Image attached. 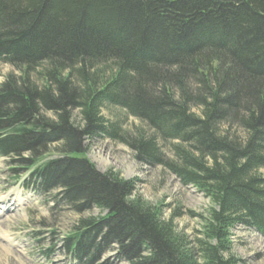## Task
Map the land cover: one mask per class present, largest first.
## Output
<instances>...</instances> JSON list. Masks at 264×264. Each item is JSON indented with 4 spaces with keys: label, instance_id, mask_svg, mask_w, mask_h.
<instances>
[{
    "label": "trees",
    "instance_id": "trees-1",
    "mask_svg": "<svg viewBox=\"0 0 264 264\" xmlns=\"http://www.w3.org/2000/svg\"><path fill=\"white\" fill-rule=\"evenodd\" d=\"M0 64L14 70L0 85V157L43 195L105 213L79 221L72 257L116 245L131 264H241L232 230L264 234V0H0ZM109 109L142 126L123 132ZM100 137L213 208L165 220L137 181L86 159ZM185 215L203 222L193 241L174 224Z\"/></svg>",
    "mask_w": 264,
    "mask_h": 264
},
{
    "label": "rangeland",
    "instance_id": "rangeland-1",
    "mask_svg": "<svg viewBox=\"0 0 264 264\" xmlns=\"http://www.w3.org/2000/svg\"><path fill=\"white\" fill-rule=\"evenodd\" d=\"M9 65L0 64V85L12 73ZM103 116L115 122L123 132L133 133L142 125L122 109L104 110ZM86 159L102 174L114 171L125 180L137 181V195L152 206H163V218L174 211L206 215L212 202L192 186L165 170L139 162L124 144L109 138L84 142ZM165 149V148H164ZM169 155L168 150H164ZM19 163L0 157V264H131L114 245L104 252L91 251L79 261L69 252L67 241L77 231L81 219L104 216L97 209L78 213L71 205L58 203L57 192L43 195L29 183V173H16ZM176 230L195 239L203 222L188 215L174 221ZM232 254L241 264H264V234L251 226H237L231 232ZM66 241V242H65ZM95 254L94 259L90 258Z\"/></svg>",
    "mask_w": 264,
    "mask_h": 264
}]
</instances>
